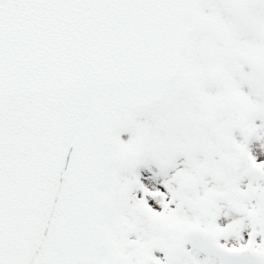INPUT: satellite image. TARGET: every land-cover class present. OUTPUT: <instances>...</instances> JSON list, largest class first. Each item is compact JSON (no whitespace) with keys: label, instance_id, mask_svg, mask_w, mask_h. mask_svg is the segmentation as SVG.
Returning a JSON list of instances; mask_svg holds the SVG:
<instances>
[{"label":"snow or ice","instance_id":"snow-or-ice-1","mask_svg":"<svg viewBox=\"0 0 264 264\" xmlns=\"http://www.w3.org/2000/svg\"><path fill=\"white\" fill-rule=\"evenodd\" d=\"M0 264H264V0H0Z\"/></svg>","mask_w":264,"mask_h":264}]
</instances>
